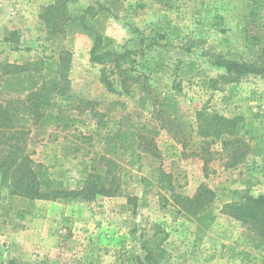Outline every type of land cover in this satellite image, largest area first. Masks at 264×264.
Returning a JSON list of instances; mask_svg holds the SVG:
<instances>
[{"label": "rangeland", "instance_id": "1", "mask_svg": "<svg viewBox=\"0 0 264 264\" xmlns=\"http://www.w3.org/2000/svg\"><path fill=\"white\" fill-rule=\"evenodd\" d=\"M52 3L67 14L54 36L44 17ZM60 47L73 52L66 94L48 89L59 77L52 57ZM229 59L261 70L229 74L218 64ZM40 60L43 70L16 75L0 66V102H11L29 132L25 150L44 189L106 183L112 193L39 201L53 217H75L73 238L44 249L34 242L32 203L0 176L3 262L264 264V239L231 217L224 200L206 203L198 220L171 199L172 190L195 195L204 184L232 190L230 201L264 196V0H0V65ZM121 67L146 82L124 81ZM104 72L115 92L101 81ZM36 100L44 102L40 118L28 109ZM202 111L241 115L252 126L253 136H230L242 143L234 161L221 139L203 145ZM141 136L161 150L170 141L183 154L154 157L141 151ZM15 233L28 246L8 238Z\"/></svg>", "mask_w": 264, "mask_h": 264}, {"label": "trees", "instance_id": "2", "mask_svg": "<svg viewBox=\"0 0 264 264\" xmlns=\"http://www.w3.org/2000/svg\"><path fill=\"white\" fill-rule=\"evenodd\" d=\"M44 10L48 33L53 34V36L58 35L60 27L55 26L57 24H66V12L62 11L61 6L57 3L49 4ZM51 23H53V25H50ZM48 39L54 38L48 35ZM52 58L55 59V63L57 64V73L59 77H55L51 80L48 89L60 94H66L70 87V79L68 78L67 70L71 67L73 52L67 47H60L58 55H54ZM42 63L43 60L34 63L29 61L24 64L3 63L0 66L3 75H16L33 70L41 71L44 69ZM31 64H34L35 67L32 68ZM218 64L224 67L229 74L234 75L261 70L258 67H254L252 64L234 59L220 60ZM130 70L132 69H128V67L122 69L121 67V75L124 76V81L132 79L137 82H146L143 80L142 74L135 73V75H133L134 73H131ZM101 81L106 85L109 91L115 92L116 89L112 80L107 76L106 72L103 73ZM146 89L152 93L156 105L162 103V100L153 92L150 85H146ZM32 95L38 96L37 93H32ZM27 98L32 101L31 95ZM43 103H37L36 100L28 105V109L34 114L38 112V118L41 116L43 117L45 114L39 110ZM52 117L53 115L49 112L46 115L45 122L48 123L50 121L49 118ZM198 121L197 135L202 138L201 141L204 142L203 145L209 147L212 143L214 144L218 139H221L224 148H228V154L232 159L235 158L238 154L237 152L242 148L241 141L236 144L237 139L241 140L253 136L252 126L248 123L246 117L241 115L231 118L221 114H209L202 111L198 114ZM28 133L25 127H20L16 109L11 102L6 104L0 102V176L2 177V184L9 181L12 194L19 195L32 203V209H30L29 214L31 217V226L35 228L36 231L35 244L44 249L59 248L65 241L73 238L75 217L70 214H63L59 218L53 217L49 215L47 207L40 205L38 202L52 201L68 204L72 199L81 196L91 199L96 193L103 195L111 194L112 189L110 186H107L106 183H102V185L93 184L90 187L85 186L77 190L56 187L45 190L38 171L35 168V161L25 150ZM232 135L236 136L237 139L234 137L231 139L230 136ZM174 136L179 137V133L174 134ZM162 145L163 148L161 150L160 146L157 145L155 141H148L145 136H141V141L139 143L141 151L149 152L154 157L161 158L163 156L165 158H176L183 154V149L170 141L166 140ZM210 159L211 157H209V159L205 158V164ZM234 160L235 159H233V161ZM110 179L111 177L105 178V180L108 181ZM226 191L223 189L220 194L217 189L204 184L200 186V191L193 196L177 193L175 190H172L171 199L173 204L178 207L179 211L193 216H199L198 220L202 218L200 214L205 210L206 203L210 202L212 199H222L224 200V207L228 208L231 217L243 224L249 225L259 237L264 239V196L256 198L244 195L242 197L244 201L242 202L230 201L229 197L233 195V191L229 189L228 193H226ZM140 264L143 263L140 261Z\"/></svg>", "mask_w": 264, "mask_h": 264}, {"label": "crops", "instance_id": "3", "mask_svg": "<svg viewBox=\"0 0 264 264\" xmlns=\"http://www.w3.org/2000/svg\"><path fill=\"white\" fill-rule=\"evenodd\" d=\"M189 194V193H188ZM190 196H193V194H189ZM64 213H66V214H69V212L68 211H66V212H64ZM77 221V220H76ZM13 236V237H12ZM14 238V239H12V240H14V242H16V243H18V244H20V245H26V246H28V242H26V240L23 238V236L21 237V236H19V234H17V233H15V234H11V235H8V238ZM3 241V240H2ZM0 242V251L1 250H4V248H3V246H5L4 244H3V242ZM6 247V246H5ZM5 257H4V255L3 254H1V252H0V264H7V262L5 261V262H3V259H4Z\"/></svg>", "mask_w": 264, "mask_h": 264}]
</instances>
